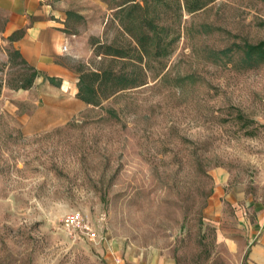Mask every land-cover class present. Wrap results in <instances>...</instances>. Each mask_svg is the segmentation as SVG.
<instances>
[{
  "label": "rangeland",
  "instance_id": "rangeland-1",
  "mask_svg": "<svg viewBox=\"0 0 264 264\" xmlns=\"http://www.w3.org/2000/svg\"><path fill=\"white\" fill-rule=\"evenodd\" d=\"M124 1L102 0L103 42L118 37ZM166 13L170 53L99 106L76 97L95 55L68 84L42 73L3 88L0 264H224L215 170L229 174L224 190L252 191L264 159V61L245 50L264 40V0ZM6 63V81L25 69Z\"/></svg>",
  "mask_w": 264,
  "mask_h": 264
},
{
  "label": "crops",
  "instance_id": "crops-1",
  "mask_svg": "<svg viewBox=\"0 0 264 264\" xmlns=\"http://www.w3.org/2000/svg\"><path fill=\"white\" fill-rule=\"evenodd\" d=\"M102 4V0H0V42L17 49L42 73L68 84L78 79L72 64L87 62L94 55L89 39L103 33ZM0 58L8 61L6 49ZM215 176L219 191L211 199L222 206L219 214L224 220L230 219L219 222L218 240L225 249L221 262L264 264V159L255 173L252 191H245L244 184L240 191L224 190L228 172L216 169ZM228 205L234 214L229 213ZM130 264H148V259Z\"/></svg>",
  "mask_w": 264,
  "mask_h": 264
},
{
  "label": "trees",
  "instance_id": "trees-1",
  "mask_svg": "<svg viewBox=\"0 0 264 264\" xmlns=\"http://www.w3.org/2000/svg\"><path fill=\"white\" fill-rule=\"evenodd\" d=\"M150 0L143 3L126 0L119 5L115 15L119 22L118 37L111 43L90 37L95 57H100L98 68L80 69L76 97L87 105L99 106L113 95L147 82L148 59L167 56L173 38H169L172 25L167 18V8H185L188 12L202 9L214 0ZM164 8V9H163ZM247 54L264 61V40L255 45H245ZM8 67L24 65L12 80L6 81L0 67V94L5 86L14 90L30 89L42 71L28 64L17 49L8 52ZM50 81L55 77L47 76ZM243 117V116H242Z\"/></svg>",
  "mask_w": 264,
  "mask_h": 264
},
{
  "label": "built area",
  "instance_id": "built-area-1",
  "mask_svg": "<svg viewBox=\"0 0 264 264\" xmlns=\"http://www.w3.org/2000/svg\"><path fill=\"white\" fill-rule=\"evenodd\" d=\"M63 50H66V47H65V46H64ZM68 220H70V221H75V220H76V216H74V217H71V218H70V219H68Z\"/></svg>",
  "mask_w": 264,
  "mask_h": 264
}]
</instances>
